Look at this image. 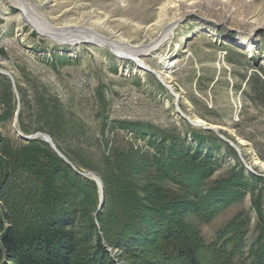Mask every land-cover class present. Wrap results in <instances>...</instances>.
Masks as SVG:
<instances>
[{
	"label": "rangeland",
	"instance_id": "rangeland-1",
	"mask_svg": "<svg viewBox=\"0 0 264 264\" xmlns=\"http://www.w3.org/2000/svg\"><path fill=\"white\" fill-rule=\"evenodd\" d=\"M34 9V20L43 25H48L42 19L46 18L53 25L80 24L107 34L104 25L131 44L166 34L143 59L157 68L161 61L175 58L168 70L172 90L153 73L138 69L129 56H116L107 47L84 42L70 46L39 34L12 0H0V69L14 80L13 87L7 77L8 88L0 79V98L9 100L14 115L18 109L21 116L17 115L16 124L14 115L1 121L0 132L14 144L25 141L17 131L48 134L57 148L73 158L76 168L99 176L103 207L109 203L103 182L109 171L106 156L115 158L116 152L130 147L147 149L149 136L158 132L187 145L199 135L218 140L213 155L220 166L206 180V187L237 162L246 173L264 176V86L248 81L252 74L264 79V29L251 35L250 52L236 45L240 34L264 24V0H53ZM178 19L171 30L162 27L165 20ZM154 21L158 24L149 26ZM180 113L216 124L218 133L191 126ZM119 122L127 128L119 127ZM228 147L232 152L226 151ZM162 184L170 197L183 196L177 185ZM94 186L96 203L86 209L81 224L96 216ZM251 201L248 192L209 223L193 215L186 220L209 242L227 221L244 212L248 217L245 247L230 263L243 264L257 235ZM111 249L117 260V250Z\"/></svg>",
	"mask_w": 264,
	"mask_h": 264
},
{
	"label": "trees",
	"instance_id": "trees-1",
	"mask_svg": "<svg viewBox=\"0 0 264 264\" xmlns=\"http://www.w3.org/2000/svg\"><path fill=\"white\" fill-rule=\"evenodd\" d=\"M0 79L10 88L5 75ZM248 81L264 86L256 74ZM0 101L1 122L14 110L9 100ZM158 134L149 136L147 149L106 156L109 203L81 224L96 203L94 182L75 173L40 138L14 144L0 132V264H230L243 254L246 214L234 215L209 242L186 217L209 223L248 192L257 235L242 262L264 264V176L246 173L237 162L206 187L220 166L213 155L218 140L199 135L187 145ZM165 181L180 187L183 196L170 197ZM106 247L117 250V260Z\"/></svg>",
	"mask_w": 264,
	"mask_h": 264
},
{
	"label": "bare ground",
	"instance_id": "bare-ground-1",
	"mask_svg": "<svg viewBox=\"0 0 264 264\" xmlns=\"http://www.w3.org/2000/svg\"><path fill=\"white\" fill-rule=\"evenodd\" d=\"M52 1L53 0H12L13 4L19 8L20 15L26 21H28L31 27L34 28L39 34L49 35L54 40L64 41L70 46H74L79 42H84L89 45H96L98 47H107L111 51L116 53L118 56H123L126 58L128 56L131 57L135 66L138 69H141V71L142 70L145 71L146 68L153 70L166 85L170 86V79H168L170 78V75L168 73L169 72L168 70L175 63V58L171 57L166 62L161 61L157 68H151L148 64L145 63L143 59L144 56H147L156 50L157 46H159L161 42L164 40L166 34L161 35V37H156L151 41L141 40V42L137 44H131L128 41L122 39L121 37H118L119 34H117L114 30L109 29L107 26L104 25L101 27L102 30H104L107 34L97 32L93 29L81 26L80 24L72 25L71 23H62L60 25H53L46 18H42V19H44L43 22L48 25L45 24L43 25L41 22L35 21L32 16V14L34 15L35 12L34 7L43 4L45 6L46 4L51 3ZM160 12L161 11H159V13ZM178 21L179 19L175 21L165 20V22L161 24L162 27L163 26L165 27V30H171L172 28H174L175 24ZM156 24L158 23L154 21L149 26ZM149 26H147L144 29L146 30ZM260 28L264 29V24L259 23L257 25H254L250 29V32H247L246 34H240V36L236 40V45L250 52V48L252 46V41H253V39H251L252 38L251 35H253ZM78 33H80L79 34L80 37H75L74 35ZM178 46L179 45L176 44L175 48L177 49ZM190 119L195 124H205V121L198 117H193ZM255 162L263 165L259 161H255Z\"/></svg>",
	"mask_w": 264,
	"mask_h": 264
},
{
	"label": "water",
	"instance_id": "water-1",
	"mask_svg": "<svg viewBox=\"0 0 264 264\" xmlns=\"http://www.w3.org/2000/svg\"><path fill=\"white\" fill-rule=\"evenodd\" d=\"M116 56H118L116 53H114ZM145 71H148L150 73H153L154 75H156V77L158 78V80L168 89L172 90L171 86L166 85L161 78L156 74V72H154L153 70H150L148 68L145 69ZM0 74L5 75L6 77H8L10 79V82L12 84V86L14 87V80L12 78V76L10 75V73L6 70L0 69ZM176 98H178L177 95H175ZM181 116L183 117L184 120L188 121L189 124L193 127H198V128H202L204 130H208V131H213L215 133H218V126L216 124H209L207 122H205V124H195L191 121L190 117H188L187 115H184L182 113H180ZM17 115H18V109L15 113V122L14 124H16V120H17ZM18 135L20 136V138H22L25 141L31 140V139H35V138H40L41 140H43L44 142H46L50 148L62 159L64 160L68 165L71 166V168L74 170L75 173H77L80 177L84 178V179H88L90 181H93L97 187V193H98V205H97V210L96 213L98 211H100V209L103 207L104 205V186L103 183L101 181V179L99 178L98 175H96L94 172L91 171H84V170H80L78 168H76L74 166V164L56 147L55 143L53 142L52 138L43 132H36L33 134H23L21 131H17ZM219 137L226 141L229 142L227 139H225V137L221 134H219ZM230 143V142H229ZM231 146L232 143H230ZM236 149V151L238 152V155L241 156V151L239 148L234 147ZM107 250L110 252L111 256H114L115 254V250L111 249L110 247H107ZM116 260V259H115Z\"/></svg>",
	"mask_w": 264,
	"mask_h": 264
}]
</instances>
